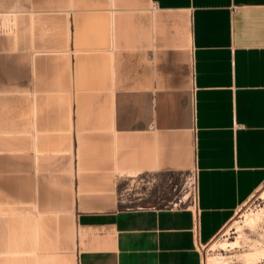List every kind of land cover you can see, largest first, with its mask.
<instances>
[{
	"label": "crops",
	"instance_id": "0c3cea01",
	"mask_svg": "<svg viewBox=\"0 0 264 264\" xmlns=\"http://www.w3.org/2000/svg\"><path fill=\"white\" fill-rule=\"evenodd\" d=\"M263 179L264 0H0V264H201Z\"/></svg>",
	"mask_w": 264,
	"mask_h": 264
},
{
	"label": "rangeland",
	"instance_id": "374dc122",
	"mask_svg": "<svg viewBox=\"0 0 264 264\" xmlns=\"http://www.w3.org/2000/svg\"><path fill=\"white\" fill-rule=\"evenodd\" d=\"M178 176L161 171L122 175L121 197L129 205L169 204L183 193ZM199 250L201 264H264V179Z\"/></svg>",
	"mask_w": 264,
	"mask_h": 264
},
{
	"label": "built area",
	"instance_id": "2783aa9c",
	"mask_svg": "<svg viewBox=\"0 0 264 264\" xmlns=\"http://www.w3.org/2000/svg\"><path fill=\"white\" fill-rule=\"evenodd\" d=\"M178 187L182 188L183 193L176 196L171 203L161 205L185 206L194 208L196 202V179L194 168L187 169L183 174L178 176Z\"/></svg>",
	"mask_w": 264,
	"mask_h": 264
}]
</instances>
